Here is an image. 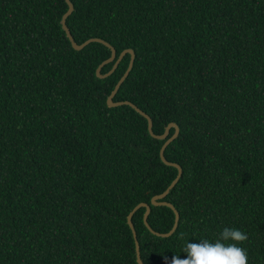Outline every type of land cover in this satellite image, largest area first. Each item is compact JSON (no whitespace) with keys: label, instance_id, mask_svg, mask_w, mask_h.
I'll return each instance as SVG.
<instances>
[{"label":"trees","instance_id":"obj_1","mask_svg":"<svg viewBox=\"0 0 264 264\" xmlns=\"http://www.w3.org/2000/svg\"><path fill=\"white\" fill-rule=\"evenodd\" d=\"M70 1L76 43L135 52L113 100L146 112L155 134L179 127L164 150L182 169L164 197L178 224L156 236L145 208L134 212L143 263L185 258L186 240L215 242L229 227L247 234L248 264H264V0ZM66 10L0 0V264H138L127 214L177 168L145 117L107 106L130 55L97 77L111 51L74 49ZM150 207L152 229L169 231L173 210Z\"/></svg>","mask_w":264,"mask_h":264},{"label":"water","instance_id":"obj_2","mask_svg":"<svg viewBox=\"0 0 264 264\" xmlns=\"http://www.w3.org/2000/svg\"><path fill=\"white\" fill-rule=\"evenodd\" d=\"M66 3H67V10L66 12L62 15V18H61V26H62V29L65 31L66 33V36L68 38V40L70 41L71 43V46L76 49V50H80L82 49L85 45L89 44L90 42H100L102 44H104L105 46H107L111 53H110V56L105 59L104 61H102L96 68V76L99 77V78H104L108 75H110L117 67L118 63L120 62V60L123 58V56L125 54H129L130 55V59H129V63H128V66L126 68V70L124 71V73L122 74V76L118 79V81L116 82L113 90L111 91V93L108 95L107 99H106V103H107V106L109 107H115V106H119V105H129L131 106L134 110H136L139 114H141L143 117L146 118L147 120V127H148V131L149 133L157 138V139H164V142L163 144L161 145L160 147V151H159V155H160V158L161 160L167 164V165H171V166H174L177 168V175L176 177L171 181V183L166 187V189L159 193V194H156L154 196L151 197L150 199V203H146V202H140L138 204H136L132 210L127 214V223L132 231V235H133V238H134V242H135V251H136V260L138 262V264H144L141 257H140V251H139V242L137 240V234H136V230L134 228V225L132 223V215L134 214V212L140 208V207H144L145 208V211H144V214H143V222L145 224V226L148 228V230L153 233L154 235L156 236H160V237H168L170 236L174 230L176 229L177 227V224H178V219H179V213L178 211L176 210V208L168 201H165L164 200V197L168 194V192L170 191V189L176 184V182L178 181V179L180 178V175H181V172H182V169L181 167L177 164V163H174V162H170L168 161L165 157H164V150L166 148V146L173 140L175 139L177 136H178V133H179V127L176 123L174 122H170L166 127H165V130L162 134H155L153 131H152V119L151 117L146 113L144 112L143 110H141L139 107H137L134 103H132L131 101L129 100H119V101H114L113 100V97L115 96L119 86L121 85V83L124 81V79L127 77V75L129 74L132 66H133V62H134V58H135V52L133 49L131 48H126L124 50H122L117 56H116V50L115 48L110 44L108 43L107 41L101 39V38H98V37H91V38H88L86 39L85 41H83L82 43L78 44L75 42V40L73 39L71 33H70V30L68 29L67 25H66V18L72 13L73 11V4L70 0H65ZM109 62H113V65L112 67L110 68V70L106 73H101V68L106 64V63H109ZM173 127L174 128V132L168 136V132H169V129ZM150 204L151 205H165V206H168L169 208H171L174 212V222H173V225L171 227V229L167 232H157L155 231L154 229H152V227L149 225L148 223V220H147V217L150 213Z\"/></svg>","mask_w":264,"mask_h":264},{"label":"clouds","instance_id":"obj_3","mask_svg":"<svg viewBox=\"0 0 264 264\" xmlns=\"http://www.w3.org/2000/svg\"><path fill=\"white\" fill-rule=\"evenodd\" d=\"M179 239L185 240L181 232ZM248 236L236 228L224 227L215 242L200 239L198 243L185 241L181 251L185 258L174 255L170 264H248V254L245 248L239 246L247 241Z\"/></svg>","mask_w":264,"mask_h":264}]
</instances>
